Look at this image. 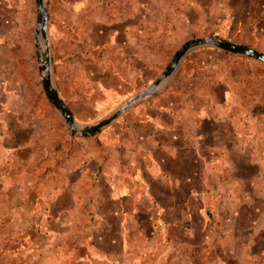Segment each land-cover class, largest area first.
Here are the masks:
<instances>
[{"label":"rangeland","instance_id":"374dc122","mask_svg":"<svg viewBox=\"0 0 264 264\" xmlns=\"http://www.w3.org/2000/svg\"><path fill=\"white\" fill-rule=\"evenodd\" d=\"M44 1L53 85L80 124L144 92L190 39L264 49L262 30L237 24L264 0ZM38 28L35 0H0V264H264V115H241L238 140L227 133L229 151L242 146L238 157L212 148V137H187L196 153L176 163L157 150L158 172L157 140L143 122L154 113L170 120L160 98L222 80L245 104L262 90L260 63L212 65L203 53L172 92L171 83L97 134L74 136L43 93Z\"/></svg>","mask_w":264,"mask_h":264},{"label":"crops","instance_id":"0c3cea01","mask_svg":"<svg viewBox=\"0 0 264 264\" xmlns=\"http://www.w3.org/2000/svg\"><path fill=\"white\" fill-rule=\"evenodd\" d=\"M243 19L240 18V21L237 22V24L243 26L246 25L247 27L253 26L255 24V28H258V32L262 30V33L264 34V3L263 4H256L255 8L252 7L250 9H244L242 13ZM238 15L235 14V18ZM251 17L253 18V21L251 23L248 21L247 18ZM257 26V27H256ZM257 32V31H256ZM257 32V33H258ZM226 40L237 43L240 45H247L251 46L253 48H256L260 51L264 52V49H260L259 47H256L255 45L244 43V42H238L235 40H232L230 38L222 37ZM203 53H210L207 55L210 59H212L211 62L212 65L215 64V61L220 62L221 60H225L230 57H238L241 62H244L246 60H251L256 63H260L259 65L263 68L264 73V62L249 58L247 56H239L234 55L231 53L226 52L225 50H221L218 48H199L198 50L190 52L185 59L182 62L181 67L178 69L177 73L173 75V77L165 84L163 87L166 88L167 85H170V90L172 92L174 85L178 84L176 79L179 77L182 78L186 76V73L193 69L195 64H198V62H195V60L202 56ZM213 53V54H212ZM214 57L216 60L214 61ZM200 66L198 65V68ZM255 67H258L257 65ZM253 77H256V74L252 75ZM176 78V79H175ZM172 79L173 80L172 82ZM249 84V83H248ZM262 86L260 91L254 93L252 96V99L248 100L245 104L241 102V100H238L240 94H237L234 89H231L230 83H228L225 80H222V82H216L215 86H204L198 88H190V89H181L184 92V95L186 98H180L173 97L171 95H168L169 97L166 98H160L163 101L166 100L168 103H162L160 106L161 111L167 110L169 121H166V119L163 117V115L154 113L153 116H148V119L143 121L144 124H151L153 127V137L154 140H157V143H154L153 154L150 156V159L152 160V165H154V169L158 172V168L162 169V165L160 163H163L162 158L157 157V150L159 151H165L167 153H170L171 159L175 160V162H179L180 154H186L191 151L196 153L193 149L189 147H185L183 142L184 138H195L199 136L203 137H212L211 138V146L212 148H215L219 151L225 150L229 151L228 149V142L225 138H228L229 133L232 137H234L236 140L238 138H242L243 135H240L242 132L240 128L236 129L235 121L242 122V116H247L251 121L257 120L261 116L264 115V80L262 81ZM179 85V84H178ZM179 88V87H176ZM221 90V92H218L217 90ZM180 89V88H179ZM241 92L242 89L238 88ZM162 91V90H161ZM249 98L251 97V91H249ZM156 96V95H154ZM153 96V97H154ZM237 96V97H236ZM151 97V98H153ZM236 97V99H234ZM155 99H158V97H154ZM150 99V98H149ZM148 100V99H147ZM146 101V100H145ZM242 115V116H241ZM244 116V117H245ZM167 122V123H166ZM186 123V124H185ZM185 124V125H184ZM158 131H162L161 136H167L170 138V143L166 146L161 144V141H159L157 138ZM156 133V134H155ZM248 133L251 136L255 135V132L253 129L249 128ZM242 134V133H241ZM224 139L225 141L223 143H217V139ZM238 142V141H237ZM238 147L239 150H230L229 153H233L234 155H241V148L242 146L240 143L235 145L233 148ZM143 149V148H142ZM149 148H145L144 150H148ZM151 149V148H150ZM145 153L148 154V151H145ZM179 154V155H177ZM151 155V154H150ZM187 160V158H186ZM176 162V163H177ZM186 162V161H184ZM234 162L236 164H241V160L239 158H235ZM252 162V160L250 161ZM158 163V164H157ZM253 163V162H252ZM186 164V163H185ZM178 165V164H177ZM238 169L243 168L241 165H237Z\"/></svg>","mask_w":264,"mask_h":264},{"label":"water","instance_id":"95a60500","mask_svg":"<svg viewBox=\"0 0 264 264\" xmlns=\"http://www.w3.org/2000/svg\"><path fill=\"white\" fill-rule=\"evenodd\" d=\"M37 2L38 8V30L37 34L43 39V42L47 43V29L49 28V12L47 8V2L42 0H35ZM39 36H37L38 39ZM39 48L38 44L36 45ZM218 48L221 50H225L228 53L239 55V56H247L249 58H253L259 61L264 62V52L260 51L256 48L247 45H240L237 43L230 42L225 38L218 36H204L197 37L195 39H190L182 44L174 54L171 62L168 64L164 72L159 75L156 80L152 83V85L144 90V92L132 97L128 100L124 105H122L119 109L109 115L106 119L101 120L93 125L88 124H80L77 122L75 115L69 105L65 102L63 97L58 93L56 88L53 85L52 81V71H51V57L49 54V47L46 45L45 48V62L42 56V66L40 67L41 71V86L43 93H45L46 97L50 101V103L55 107L57 111L62 114L64 117V121L68 126L71 135L74 136H92L97 134L104 128H106L111 122L117 120L123 113L127 110L135 107L139 103L153 97L157 94L165 84L175 75L178 69L181 67L183 60L185 57L192 51L198 50L199 48ZM40 49V48H39Z\"/></svg>","mask_w":264,"mask_h":264},{"label":"bare ground","instance_id":"6f19581e","mask_svg":"<svg viewBox=\"0 0 264 264\" xmlns=\"http://www.w3.org/2000/svg\"><path fill=\"white\" fill-rule=\"evenodd\" d=\"M43 2H44V0H42ZM44 4H45V2H44ZM42 39V38H41ZM42 41H43V39H42ZM47 45V43L45 44L44 42H43V46H41L42 47V50H43V57H44V54H45V46ZM48 46V45H47ZM44 48V49H43ZM44 62H45V58H44Z\"/></svg>","mask_w":264,"mask_h":264},{"label":"trees","instance_id":"16d2710c","mask_svg":"<svg viewBox=\"0 0 264 264\" xmlns=\"http://www.w3.org/2000/svg\"><path fill=\"white\" fill-rule=\"evenodd\" d=\"M93 136V135H92Z\"/></svg>","mask_w":264,"mask_h":264}]
</instances>
